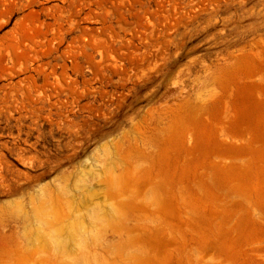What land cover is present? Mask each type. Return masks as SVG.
Listing matches in <instances>:
<instances>
[{"label":"rangeland","instance_id":"rangeland-1","mask_svg":"<svg viewBox=\"0 0 264 264\" xmlns=\"http://www.w3.org/2000/svg\"><path fill=\"white\" fill-rule=\"evenodd\" d=\"M0 264H264V0H0Z\"/></svg>","mask_w":264,"mask_h":264},{"label":"bare ground","instance_id":"bare-ground-1","mask_svg":"<svg viewBox=\"0 0 264 264\" xmlns=\"http://www.w3.org/2000/svg\"><path fill=\"white\" fill-rule=\"evenodd\" d=\"M256 78V77H255Z\"/></svg>","mask_w":264,"mask_h":264}]
</instances>
